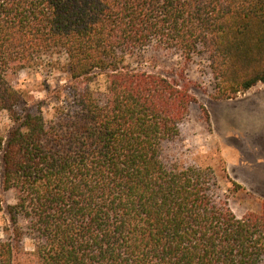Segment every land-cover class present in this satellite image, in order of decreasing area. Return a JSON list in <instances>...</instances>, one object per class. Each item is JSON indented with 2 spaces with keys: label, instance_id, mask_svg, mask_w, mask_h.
<instances>
[{
  "label": "trees",
  "instance_id": "obj_1",
  "mask_svg": "<svg viewBox=\"0 0 264 264\" xmlns=\"http://www.w3.org/2000/svg\"><path fill=\"white\" fill-rule=\"evenodd\" d=\"M148 48L206 61L209 95L234 99L264 84V0H0L15 224L28 221L37 264H264V200L239 217L213 168L167 155L195 105L209 114L185 77L126 62ZM50 52L67 57L72 100L46 120L13 77ZM14 235L0 239V264H13Z\"/></svg>",
  "mask_w": 264,
  "mask_h": 264
},
{
  "label": "rangeland",
  "instance_id": "obj_2",
  "mask_svg": "<svg viewBox=\"0 0 264 264\" xmlns=\"http://www.w3.org/2000/svg\"><path fill=\"white\" fill-rule=\"evenodd\" d=\"M66 61L64 53L50 52L13 77L16 87L30 90L28 107L39 105L46 120L53 118L61 100H72L66 91L70 81L60 69ZM126 62L170 79L189 80L192 92L207 108L209 118L195 105L189 119L180 125L179 135L168 144L167 155L183 163L213 168L217 192L237 216L259 211L264 200V84L234 99L217 100L209 95L213 89L212 78L208 64L200 58L187 62L179 55L148 48L139 56L127 58ZM92 87L100 94L104 91V80L92 83ZM62 90L64 94L60 93ZM11 127L8 113L0 111V131L7 135ZM0 194L3 200L0 239L13 240L15 226L23 233L19 243L14 241L13 264H37L29 223L17 215L15 224L10 209L17 201L15 193L2 188L1 158Z\"/></svg>",
  "mask_w": 264,
  "mask_h": 264
}]
</instances>
